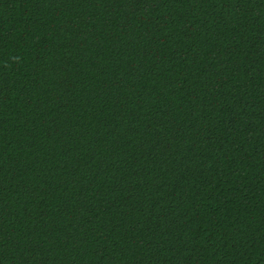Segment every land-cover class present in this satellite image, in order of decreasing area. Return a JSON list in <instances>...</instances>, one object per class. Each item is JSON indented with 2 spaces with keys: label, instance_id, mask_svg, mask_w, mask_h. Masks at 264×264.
<instances>
[{
  "label": "trees",
  "instance_id": "trees-1",
  "mask_svg": "<svg viewBox=\"0 0 264 264\" xmlns=\"http://www.w3.org/2000/svg\"><path fill=\"white\" fill-rule=\"evenodd\" d=\"M0 264H264V0H0Z\"/></svg>",
  "mask_w": 264,
  "mask_h": 264
}]
</instances>
